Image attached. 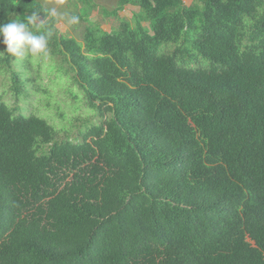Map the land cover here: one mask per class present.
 <instances>
[{"label": "trees", "instance_id": "16d2710c", "mask_svg": "<svg viewBox=\"0 0 264 264\" xmlns=\"http://www.w3.org/2000/svg\"><path fill=\"white\" fill-rule=\"evenodd\" d=\"M124 5L78 42L0 0V24L51 29L43 67L72 99L8 107L48 91L0 55V264H264V0Z\"/></svg>", "mask_w": 264, "mask_h": 264}, {"label": "rangeland", "instance_id": "374dc122", "mask_svg": "<svg viewBox=\"0 0 264 264\" xmlns=\"http://www.w3.org/2000/svg\"><path fill=\"white\" fill-rule=\"evenodd\" d=\"M39 3L47 12L51 8H56L59 13L58 16L54 17L57 21L56 29L61 34H67L68 38H74L78 42L82 41V36L84 30L87 28H97L101 31L109 32L110 29L114 28L117 25V19H126L131 20L134 14H137L138 9L131 7L129 5H124L121 10L116 12V15H112L113 11L117 9L118 0H34ZM184 6H189L192 0H181ZM64 13H67L68 16H78L79 22L77 24H71L68 20V17L64 16ZM39 20L35 21V25H38ZM144 26H146L144 24ZM22 55H26L28 61L34 65L32 67V72H35L39 69L38 78L36 79L38 85H41L43 89L48 91L47 95H32L30 99H25L16 104L13 99L1 96V93L5 91L1 87L0 83V96L1 101L5 103L8 107H18L23 109L25 116H28L31 112L37 113V116H42L49 119L48 112L43 107L41 108L40 101L44 100L47 96L51 98L52 103H59L60 110H65L68 107L65 102L70 101V97L65 95L66 84L64 83L66 79L62 77L61 74H47L43 64H51L54 66H59V62L50 59L45 60V57L42 54L33 55L30 52H24ZM49 105L52 106L51 103ZM80 116L82 118L89 117L90 114L85 112L84 108H78L75 116ZM50 120V119H49ZM53 124H56L54 121Z\"/></svg>", "mask_w": 264, "mask_h": 264}, {"label": "clouds", "instance_id": "9594fccd", "mask_svg": "<svg viewBox=\"0 0 264 264\" xmlns=\"http://www.w3.org/2000/svg\"><path fill=\"white\" fill-rule=\"evenodd\" d=\"M50 16L56 17L59 15L56 8H51L48 11ZM38 14L32 13L28 17L27 22L19 20H11L6 24H0V44L5 46L3 51H0V55L4 53L10 54L11 56L19 57L24 52H30L33 55H38L43 53L47 55L48 41L53 35L51 29H48L42 34H36L29 27V25L35 23V18ZM65 17L71 24H77L79 22V17L72 15L68 16L64 13Z\"/></svg>", "mask_w": 264, "mask_h": 264}]
</instances>
